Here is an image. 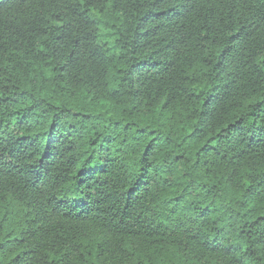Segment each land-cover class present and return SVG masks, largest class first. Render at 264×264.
Returning a JSON list of instances; mask_svg holds the SVG:
<instances>
[{
  "label": "trees",
  "instance_id": "obj_1",
  "mask_svg": "<svg viewBox=\"0 0 264 264\" xmlns=\"http://www.w3.org/2000/svg\"><path fill=\"white\" fill-rule=\"evenodd\" d=\"M0 264H264V0H0Z\"/></svg>",
  "mask_w": 264,
  "mask_h": 264
}]
</instances>
